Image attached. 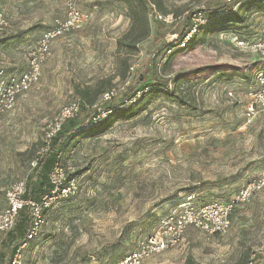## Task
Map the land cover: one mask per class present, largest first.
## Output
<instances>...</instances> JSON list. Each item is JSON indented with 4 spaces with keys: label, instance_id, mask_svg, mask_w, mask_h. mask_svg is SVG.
I'll list each match as a JSON object with an SVG mask.
<instances>
[{
    "label": "rangeland",
    "instance_id": "1",
    "mask_svg": "<svg viewBox=\"0 0 264 264\" xmlns=\"http://www.w3.org/2000/svg\"><path fill=\"white\" fill-rule=\"evenodd\" d=\"M246 1L149 0L151 35L131 55L124 46L132 28L128 5L83 1L90 22L53 44L40 83L0 116V211L10 186L27 179L64 107L99 88L122 96L126 82L140 83L146 92L161 79L177 98L159 88L141 114L119 118L103 133L73 144L62 165L76 193L46 213L41 232L24 251L25 264H114L163 218L180 212L186 197L195 196V206L227 202L262 176L264 47L258 46H264V11L240 10ZM202 5L210 20L201 38L169 61L165 44L181 34L187 13ZM229 7L240 11L242 22H219ZM64 13V0H0V15L12 22L0 34V66L9 74L26 70L38 39ZM157 13H172L174 21L161 22ZM231 221L221 236L189 229L179 247L144 264H186L188 258L196 264H247L252 252L256 264L263 263L264 188Z\"/></svg>",
    "mask_w": 264,
    "mask_h": 264
},
{
    "label": "built area",
    "instance_id": "2",
    "mask_svg": "<svg viewBox=\"0 0 264 264\" xmlns=\"http://www.w3.org/2000/svg\"><path fill=\"white\" fill-rule=\"evenodd\" d=\"M84 0H64L65 13L63 18H57L54 26L45 31L38 39L29 54L28 67L20 74H9L0 66V116L12 111L19 98L37 86L43 75L45 63L52 55L53 44L60 38L69 36L81 30L91 20V14L82 10ZM207 7L202 5L193 11L191 28L184 36L174 33L171 40H178L177 49H185L189 40L201 26L207 24ZM189 14V12L187 13ZM157 20L165 23L174 21V14H156ZM12 29V22L8 17L0 15V34ZM243 45V43H241ZM262 49V44L258 46ZM174 49L168 50L172 53ZM133 69V68H131ZM129 85V82H126ZM147 91V90H146ZM141 92H138V96ZM118 94L115 90L105 91L103 101L112 100ZM79 104L72 103L64 107L52 124L48 127L44 143L32 162L35 167L38 157L44 155L50 146L52 138L61 129L64 121L76 115ZM110 112V111H109ZM106 112L102 113L105 116ZM62 156L55 163L49 179L54 187L50 194L45 195L40 202L24 199L26 180L14 182L6 192L7 206L0 211V234L9 231L18 218L19 212L26 206L31 207L33 221L26 240L18 247L9 264H25L24 251L37 238L45 222L44 211L49 210L58 200L70 198L76 193L77 185L74 180L67 181L66 171L62 165ZM67 182V184H66ZM264 188V171L260 178L249 182L242 187L238 194L227 202H211L195 206V196H188L179 205L180 212L171 213L161 220L156 231L141 241L138 247L130 254L121 258L115 264H144L153 257L164 254L168 250L179 247L185 239L189 229L200 230L209 236L224 235L231 227L233 213L250 202L253 195ZM264 246L262 247V249ZM257 253L252 252L248 264H256Z\"/></svg>",
    "mask_w": 264,
    "mask_h": 264
},
{
    "label": "trees",
    "instance_id": "3",
    "mask_svg": "<svg viewBox=\"0 0 264 264\" xmlns=\"http://www.w3.org/2000/svg\"><path fill=\"white\" fill-rule=\"evenodd\" d=\"M123 1L128 5L130 19L132 22V28L129 36L126 37L128 42L124 44V46L128 49L126 55H131L137 51V46L148 39L151 35L152 10L149 0ZM23 7L25 10L27 9V5H24ZM240 10L252 11L253 13L264 11V0H248L240 6ZM193 14V11H190V13L187 14L185 19L186 25L181 32L180 37L189 32ZM209 20L210 15L208 10L207 24L198 29V31L189 40L185 49L172 52L169 55V61H171L178 52L185 51L196 46L197 42L201 38L204 28L208 26ZM240 21H243V17L240 16V11H235L230 7L226 9L225 13L222 14V18L219 20L220 23L224 24H234L235 22ZM177 45L178 40H171L168 41V44H165L168 50L175 49ZM123 62L125 63V69H128V56H124ZM125 78L126 76L124 74L123 79L125 80ZM141 85L142 84L140 83L132 86L128 85L122 96H119L118 94L109 101L102 100V95L105 92L103 88H99L91 95H83L85 99L79 104V110L76 115L63 122L61 129L52 138L49 150L44 155L38 157L35 167L31 169V172L26 179V193L24 195V199L40 202L45 195L52 192L54 187L50 182L49 176L55 163L58 161L59 156L63 157L73 144L77 143L80 139L103 133L119 118H133L141 114L143 111L147 110L153 97L158 93V91H160L159 88L166 91L170 97L177 98L175 92L169 89L168 80L161 79L160 82H155V84L143 89L144 91L147 90L146 92H141L139 90ZM138 92H141L139 96L137 95ZM103 112H106L105 116H102ZM36 155L37 153L35 154V158ZM67 181H70V179ZM49 210H45L44 215H46ZM32 221V209L31 207L26 206L19 212L18 218L13 227L9 231L1 234L0 264L10 263L18 247L26 240ZM249 256L250 254L246 255L247 264ZM186 264L196 263L192 258H188ZM261 264H264V262Z\"/></svg>",
    "mask_w": 264,
    "mask_h": 264
},
{
    "label": "crops",
    "instance_id": "4",
    "mask_svg": "<svg viewBox=\"0 0 264 264\" xmlns=\"http://www.w3.org/2000/svg\"><path fill=\"white\" fill-rule=\"evenodd\" d=\"M24 71H25V70H24ZM24 71H23V72H24Z\"/></svg>",
    "mask_w": 264,
    "mask_h": 264
}]
</instances>
